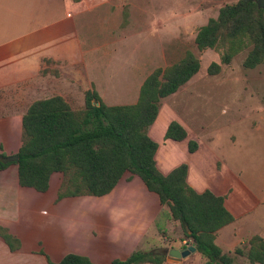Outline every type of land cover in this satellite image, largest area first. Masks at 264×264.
Returning a JSON list of instances; mask_svg holds the SVG:
<instances>
[{"label":"crops","instance_id":"obj_1","mask_svg":"<svg viewBox=\"0 0 264 264\" xmlns=\"http://www.w3.org/2000/svg\"><path fill=\"white\" fill-rule=\"evenodd\" d=\"M201 21L197 12L173 8L171 0H0V155L18 153L21 143L17 151L13 145L23 116L37 100L61 96L81 110L85 93L95 89L107 105L136 104L148 76L178 61L189 35L195 42L208 23ZM196 76L162 101L150 136L163 175L186 164L190 187L224 198L235 220L218 231L216 244L228 253L256 235L264 238V170L247 174L242 167L244 142L257 139L256 132L261 137L264 117L255 126L247 121L242 139H165L174 120L188 130L181 111L166 100H175ZM190 141L199 144L194 153ZM62 182L63 174L55 173L41 193L20 185L17 164L0 170V227L21 243L13 252L0 236V264H57L68 254L112 264L135 251L166 255L187 248L180 222L139 176L126 172L101 197L60 199ZM166 256L164 264L205 263L198 251L183 259ZM237 264L250 262L239 257Z\"/></svg>","mask_w":264,"mask_h":264},{"label":"trees","instance_id":"obj_2","mask_svg":"<svg viewBox=\"0 0 264 264\" xmlns=\"http://www.w3.org/2000/svg\"><path fill=\"white\" fill-rule=\"evenodd\" d=\"M128 18L125 7L123 26ZM194 43L199 52L215 50L220 54V62L208 67L209 75L219 74L223 65H230L244 51L249 52L243 66L255 69L264 63V9L259 8L258 0L225 4L217 17L198 30ZM200 69L201 60L187 50L180 60L148 76L133 105H107L95 89L85 93L81 110H74L61 96L35 101L23 116L19 161L6 163L2 160L6 156L0 155V170L17 164L20 185L41 193L48 191L52 176L61 173L60 199L107 195L131 172L170 208L173 220L180 222L185 238L195 243L204 264H237L239 257H246L250 264H264V238L260 235L228 253L216 244L218 231L235 220L223 197L190 187L186 164L167 176L157 168L158 144L150 130L162 101L177 93ZM188 136L185 126L174 120L165 139L181 142ZM198 149L197 141L189 142L190 153ZM0 236L13 252L20 248V241L6 229L0 227ZM166 258L135 251L127 260L112 264H164ZM57 264L94 263L68 254Z\"/></svg>","mask_w":264,"mask_h":264},{"label":"rangeland","instance_id":"obj_3","mask_svg":"<svg viewBox=\"0 0 264 264\" xmlns=\"http://www.w3.org/2000/svg\"><path fill=\"white\" fill-rule=\"evenodd\" d=\"M171 1L173 8L184 6L189 12L200 14V24H205L210 18L217 17L222 6L238 0ZM191 37L189 35L191 40L187 42L185 51L190 50L198 56L201 69L187 90L181 91L175 100H166V105L170 101V106L181 111L178 116L181 115L188 126L190 139H242L243 134L240 132L245 129L246 122L255 126L259 117H264V63L255 69L245 68L243 62L249 51H244L230 65H223L219 74L209 75L208 67L213 62H220V54L215 50L199 52ZM119 66L116 64L112 68L117 73L114 85L119 82ZM256 133L257 139L253 136V141L246 139L244 142L245 159L242 160V167L247 174L264 170V133L261 137ZM20 143L21 136L13 145L16 151Z\"/></svg>","mask_w":264,"mask_h":264},{"label":"water","instance_id":"obj_4","mask_svg":"<svg viewBox=\"0 0 264 264\" xmlns=\"http://www.w3.org/2000/svg\"><path fill=\"white\" fill-rule=\"evenodd\" d=\"M258 4H259V8L264 9V0H258ZM2 160L6 163H17L19 161V156L18 154H16L9 157H5ZM196 251H197V247L194 243L192 246L187 247L183 250H178V249L167 250L165 251V254L175 259H183L190 256L192 253H195Z\"/></svg>","mask_w":264,"mask_h":264},{"label":"built area","instance_id":"obj_5","mask_svg":"<svg viewBox=\"0 0 264 264\" xmlns=\"http://www.w3.org/2000/svg\"><path fill=\"white\" fill-rule=\"evenodd\" d=\"M193 244H194V242H193L192 240L186 242L187 247H190V246H192Z\"/></svg>","mask_w":264,"mask_h":264}]
</instances>
